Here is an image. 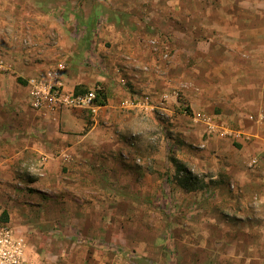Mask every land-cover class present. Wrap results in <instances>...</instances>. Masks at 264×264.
<instances>
[{
	"label": "crops",
	"instance_id": "crops-1",
	"mask_svg": "<svg viewBox=\"0 0 264 264\" xmlns=\"http://www.w3.org/2000/svg\"><path fill=\"white\" fill-rule=\"evenodd\" d=\"M0 59L12 68L0 73V210L24 236L29 264H56L47 243L85 230L96 212H118L109 193L155 195L164 208L174 192L181 208L254 211L264 246V0H0ZM58 63L67 91L101 87L95 112L30 107L28 78ZM173 89L178 97L162 102ZM143 93L148 109L126 107ZM154 112L165 121L152 125ZM131 151L156 170L132 172ZM139 175L141 188L113 182ZM93 195L103 199L88 216L83 196ZM245 258L264 264L261 252Z\"/></svg>",
	"mask_w": 264,
	"mask_h": 264
},
{
	"label": "rangeland",
	"instance_id": "rangeland-1",
	"mask_svg": "<svg viewBox=\"0 0 264 264\" xmlns=\"http://www.w3.org/2000/svg\"><path fill=\"white\" fill-rule=\"evenodd\" d=\"M165 119V116L154 112L150 121L155 125ZM149 133L150 136H158V127H153ZM174 134L173 131H168V136L176 142L178 136ZM131 158L132 172L137 169L156 170L155 163L152 159L145 158L144 154L131 151ZM137 178L113 182L121 186L120 191H124L127 186L133 190L145 181L143 175ZM174 180L176 181L172 178ZM132 183H136V186ZM166 189L171 191L170 186ZM111 194L104 197L119 201L118 212H115L116 208L113 212L107 209L102 212L100 220L97 208L93 222L88 218V227L83 228L85 230H81L80 226L70 227L66 229V238L64 235H57L56 240L47 243L52 252H57L56 264H258L254 258L245 257L264 253V246L255 241L252 229L257 220L254 211L253 217H250L251 214H246L245 211L224 209V205L221 206L219 202L209 206V210H196L190 206L181 208L175 200L177 198L174 192L169 194V205L164 208L155 203V195L151 197L138 194L133 197L131 194ZM83 197V203L87 202L89 205L87 214L90 216L94 205L98 203L96 198H103L94 195ZM209 197L215 198L212 194ZM58 204L54 203L56 207L60 206ZM112 214L118 217H112ZM79 215L73 212L77 220ZM247 218L253 222L251 226ZM59 254H65L64 258L69 259L65 260Z\"/></svg>",
	"mask_w": 264,
	"mask_h": 264
},
{
	"label": "built area",
	"instance_id": "built-area-1",
	"mask_svg": "<svg viewBox=\"0 0 264 264\" xmlns=\"http://www.w3.org/2000/svg\"><path fill=\"white\" fill-rule=\"evenodd\" d=\"M163 57H167L168 53L164 50ZM10 69L0 59V73L7 72ZM65 65L58 63L56 66L39 72L35 76H31L27 80L29 88V104L32 109L40 110L42 108H57L58 106H73L86 107L92 112L96 111L98 107L95 103L97 91H102L100 86L87 90L84 93H75L67 91L64 88L62 81V72ZM173 94L178 97V90L173 89L170 92L161 94V101L165 102L168 97ZM151 104V97L148 93L140 94L131 98L125 105L127 108H135L146 110ZM183 111H188L186 106L182 107ZM188 113V112H187ZM194 113V112H193ZM194 118L205 121L207 129L210 132L218 133L221 136L230 134V130L224 126L217 127L210 124L209 118L201 113H194ZM257 160L253 158L248 166L254 168ZM25 238L17 234L14 228L2 218V211L0 210V264H29L25 257Z\"/></svg>",
	"mask_w": 264,
	"mask_h": 264
},
{
	"label": "trees",
	"instance_id": "trees-1",
	"mask_svg": "<svg viewBox=\"0 0 264 264\" xmlns=\"http://www.w3.org/2000/svg\"><path fill=\"white\" fill-rule=\"evenodd\" d=\"M99 96V97H98ZM102 96H104V94H103V92L100 90V91H97V98H96V100H95V102L97 103V104H102L103 102V99L102 100H99L100 99V97H102ZM172 161L173 162H175V165H176V160L174 159V158H172ZM177 169L178 170H181V171H183V172H185V177H187V180H189V179H191V177H190V172L183 166V165H181V164H177ZM189 176V177H188ZM2 218L5 220V216H4V213H2Z\"/></svg>",
	"mask_w": 264,
	"mask_h": 264
}]
</instances>
